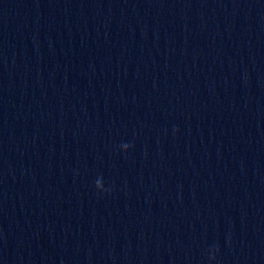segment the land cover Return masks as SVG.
Instances as JSON below:
<instances>
[{"label": "clouds", "instance_id": "obj_1", "mask_svg": "<svg viewBox=\"0 0 264 264\" xmlns=\"http://www.w3.org/2000/svg\"><path fill=\"white\" fill-rule=\"evenodd\" d=\"M129 147H130L129 144H124V145H123V148H124L125 150H127ZM95 187H96L97 189H99V188L101 187V183H100V180H99V179H97V180L95 181Z\"/></svg>", "mask_w": 264, "mask_h": 264}]
</instances>
